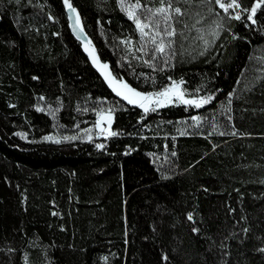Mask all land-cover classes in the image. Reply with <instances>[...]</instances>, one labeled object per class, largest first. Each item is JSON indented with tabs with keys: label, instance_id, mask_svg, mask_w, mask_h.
I'll list each match as a JSON object with an SVG mask.
<instances>
[{
	"label": "trees",
	"instance_id": "16d2710c",
	"mask_svg": "<svg viewBox=\"0 0 264 264\" xmlns=\"http://www.w3.org/2000/svg\"><path fill=\"white\" fill-rule=\"evenodd\" d=\"M72 3L114 74L147 91L152 76L156 89L169 75L183 77L189 94L215 96L199 109L171 104L145 114L93 67L63 0H0V264H221L222 251L231 252L228 264H264L254 250L264 245V14L254 25L232 20V32L222 30L201 55L202 34L188 30L216 13H185L174 66L161 56L153 71L116 0ZM128 36L135 50L122 43ZM113 102L111 128L121 134L100 137L92 109L106 112ZM192 116L204 118L199 128Z\"/></svg>",
	"mask_w": 264,
	"mask_h": 264
},
{
	"label": "snow or ice",
	"instance_id": "6c2138e0",
	"mask_svg": "<svg viewBox=\"0 0 264 264\" xmlns=\"http://www.w3.org/2000/svg\"><path fill=\"white\" fill-rule=\"evenodd\" d=\"M20 0H16V3L19 4ZM120 10L126 14L128 19H130L135 24V29L139 32L140 35V47L139 50L142 52L148 53L149 58L144 59V63L155 71L158 67L157 61L163 56V60L160 61L164 67H170L169 61L171 56L174 54L173 45L175 44V38L178 36H183V29L178 33L176 27V21L179 20L181 16L185 14V9L180 5V0H160L158 6L149 7L142 3V0H116ZM186 3L190 0H185ZM201 5H209L208 12H215V8L210 5L213 4V0H198ZM28 3L31 4L32 0H28ZM64 7L67 9V17L72 29V32L75 33L77 39L82 41V46L84 52L87 53V56L90 58L91 63L99 70L100 74L103 76L104 80L107 82L108 87L112 90L117 97L122 98L123 101H127L129 105L138 106L143 109L144 113L156 111L157 108L165 104H183L190 107H195L197 109L209 104L215 96L214 92H209L206 95H196L189 94V90L183 87L186 81L181 77L179 80L173 79L171 75L167 77L171 83L164 84L158 89L155 88L156 77L152 76V91L140 90L138 87H134L127 80L119 77L117 74H114L111 70L109 63L107 61H102L100 55L96 51V47L93 44L92 40L88 37L85 29L82 25L81 15L77 7L73 5L72 0H63ZM214 4L218 5L220 9L223 10L225 15H220L216 13V18L211 21V24L208 27L206 35H200L197 39L203 41V44L206 46L201 55H204V52L207 51V46L215 43V40L220 37L221 31L227 29V31L232 32L230 22L243 21L251 22V24H256L258 20L257 13L258 11L264 14V0H251L249 5H244L241 3V0H214ZM43 7V5H40ZM143 9V11H140ZM231 10V11H230ZM246 14V15H245ZM197 16H200V13H197ZM225 16L227 19H225ZM50 19H55L49 15ZM204 17L200 16V20H203ZM200 20L197 23H200ZM180 23H184L180 21ZM195 27V25H193ZM184 28H188V25L185 23ZM198 31H203V29H198ZM238 33H233V38L238 37ZM211 37V39L207 38ZM186 38V37H185ZM122 43L129 49H136V45L132 43V37L122 38ZM150 45V48L148 47ZM137 59H143L142 57H137ZM162 70V69H161ZM140 76H145V73H140ZM33 79H38V77H33ZM147 83V80H145ZM203 85L198 86L194 89V93H198L202 90ZM233 92L228 93V105L232 104L231 97ZM41 100L44 99L43 96L40 97ZM106 99V98H102ZM118 102H113L105 112L103 109L97 110L93 108L92 110L97 112V115L105 120L108 124V127H101V120H98L96 127L99 128L98 135L106 137H115L120 135L117 131L112 130L111 124L113 122L114 112L116 111ZM39 110L43 111L44 109L40 107L39 104L35 105ZM223 108L224 106L221 105ZM51 115H54L55 110L49 105ZM227 111H231L230 108ZM144 117L141 116L140 120H143ZM204 119L201 116H192L191 120L193 125L197 128L201 126V121ZM229 121L232 120V116H228ZM146 126V125H145ZM233 129L235 125L233 124ZM213 130H218L219 125L216 123V118L213 117L212 120ZM87 133V130H85ZM186 133L181 130V135ZM203 134V133H199ZM221 135L224 133L221 132ZM230 135H235L236 132L232 131ZM22 137H25L24 133H18ZM243 135H251V133H243ZM26 138V137H25ZM50 137H44V139H49ZM88 139H91V135L87 136ZM64 139H77L76 136H65ZM59 142V141H57ZM97 148H103L104 144H97ZM175 155V152H173ZM264 182V181H262ZM234 211V209H233ZM187 219L193 222V227L191 231L193 233H199L201 230L199 227L195 226L194 216L191 212L187 214ZM243 219V217H242ZM243 233L247 234L249 231L248 227H244L241 230ZM235 236V233H233ZM209 239H211L209 237ZM229 239V237H225ZM241 242H243L241 240ZM215 243V241H213ZM219 247L224 250L228 248V245L221 242ZM211 250V246L210 249ZM256 252L264 255V245L259 246L254 249ZM11 251V249H10ZM221 255V264H228L227 260H224L223 257H228L231 255L230 251H222ZM27 261V258H25ZM105 259H107L105 257ZM163 259L167 261L169 259L168 255L165 254Z\"/></svg>",
	"mask_w": 264,
	"mask_h": 264
},
{
	"label": "rangeland",
	"instance_id": "374dc122",
	"mask_svg": "<svg viewBox=\"0 0 264 264\" xmlns=\"http://www.w3.org/2000/svg\"><path fill=\"white\" fill-rule=\"evenodd\" d=\"M198 1V0H197ZM118 5V4H117ZM180 5L182 6V8H184L186 11L185 13H223V10L219 8L218 5H215L214 4V0H213V4L210 5L211 7H214L215 8V12H208V7L209 5H201L199 2H196L195 0H190V2L186 3L185 0H180ZM119 8V6H118ZM120 9V8H119ZM121 11V10H120ZM231 11V10H230ZM122 12V11H121ZM125 16L126 14L124 12H122ZM224 14V13H223ZM127 17V16H126ZM128 18V17H127ZM130 20V19H129ZM211 23H208L207 25H204V26H198L196 27L195 29H189L188 32L189 33H199V34H202V35H206L207 34V31H208V27ZM198 29H203V31H198ZM209 39H211V37H207ZM82 49H83V46H82ZM84 51V49H83ZM87 55V53H85ZM89 58V57H88ZM90 60V58H89ZM91 61V60H90ZM93 65V64H92ZM93 67L99 72V70L93 65ZM100 74V72H99ZM101 75V74H100ZM102 76V75H101ZM103 78V76H102ZM104 80V78H103ZM105 81V80H104ZM105 83L107 84V82L105 81ZM108 85V84H107ZM122 99V98H121ZM127 102V101H126ZM175 104V103H173ZM167 105H171V104H165L163 106H161L160 108L162 107H165ZM141 109V108H140ZM143 111V109H141ZM144 112V111H143ZM98 120H101V126L103 124V126H107V122L105 120H103L101 117H99ZM99 128H97L98 130ZM48 140H55L54 138H49Z\"/></svg>",
	"mask_w": 264,
	"mask_h": 264
},
{
	"label": "water",
	"instance_id": "95a60500",
	"mask_svg": "<svg viewBox=\"0 0 264 264\" xmlns=\"http://www.w3.org/2000/svg\"><path fill=\"white\" fill-rule=\"evenodd\" d=\"M65 13H66V16H67V9L65 10ZM67 19H68V17H67ZM68 24H69V21H68ZM69 30H70L71 34L77 39L75 33L72 32V29H71V27H70V24H69ZM78 40H79V39H78ZM79 41H81V40H79ZM81 42H82V41H81Z\"/></svg>",
	"mask_w": 264,
	"mask_h": 264
},
{
	"label": "built area",
	"instance_id": "2783aa9c",
	"mask_svg": "<svg viewBox=\"0 0 264 264\" xmlns=\"http://www.w3.org/2000/svg\"><path fill=\"white\" fill-rule=\"evenodd\" d=\"M101 127H108V125H107V126H106V125H105V126H103V124H102V126H101ZM99 136H100V137H102L101 135H99Z\"/></svg>",
	"mask_w": 264,
	"mask_h": 264
}]
</instances>
